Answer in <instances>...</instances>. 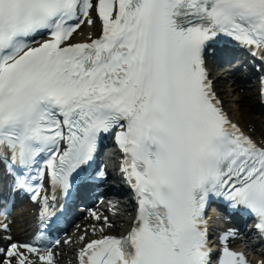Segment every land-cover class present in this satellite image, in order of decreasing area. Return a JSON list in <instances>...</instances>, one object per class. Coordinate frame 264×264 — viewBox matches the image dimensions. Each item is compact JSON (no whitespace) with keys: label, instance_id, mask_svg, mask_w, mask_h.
<instances>
[{"label":"snow or ice","instance_id":"snow-or-ice-1","mask_svg":"<svg viewBox=\"0 0 264 264\" xmlns=\"http://www.w3.org/2000/svg\"><path fill=\"white\" fill-rule=\"evenodd\" d=\"M93 9L100 35L69 43ZM221 36L264 57V0H0V166L13 190L43 204V222L55 215L45 174L68 193L102 134L123 154L135 215L78 264H248L228 246L234 230L213 253L205 218L223 199L264 236V144L228 119L205 68ZM0 240V264H54L43 232Z\"/></svg>","mask_w":264,"mask_h":264},{"label":"bare ground","instance_id":"bare-ground-1","mask_svg":"<svg viewBox=\"0 0 264 264\" xmlns=\"http://www.w3.org/2000/svg\"><path fill=\"white\" fill-rule=\"evenodd\" d=\"M89 30V27H84L82 32L86 34ZM228 69H225L221 74L213 73L215 80V89L218 95L222 98L225 109L228 111L230 116L236 120L242 127L247 129L248 123H256L258 117L252 112L255 108V102L252 98V91L246 90L241 92L240 86L237 84L228 87L225 83V78L228 74H225ZM230 85V84H229ZM231 91H235L236 95L232 94ZM238 101L240 105L236 102ZM245 107L242 108L241 106ZM238 107V108H237ZM259 130H252L256 134V139L263 144L264 143V121H259ZM29 214H24L22 216L23 220L27 223Z\"/></svg>","mask_w":264,"mask_h":264},{"label":"rangeland","instance_id":"rangeland-1","mask_svg":"<svg viewBox=\"0 0 264 264\" xmlns=\"http://www.w3.org/2000/svg\"><path fill=\"white\" fill-rule=\"evenodd\" d=\"M219 73H220V71L218 70V74H219ZM237 103H238V105H240L238 101H237ZM241 107L244 108L245 106L242 105ZM237 108H238V107H237ZM252 113L255 114L254 111H253ZM256 116H257V114H256ZM258 124H259V120H257V122H256V126H258ZM250 129H251V128H250Z\"/></svg>","mask_w":264,"mask_h":264}]
</instances>
